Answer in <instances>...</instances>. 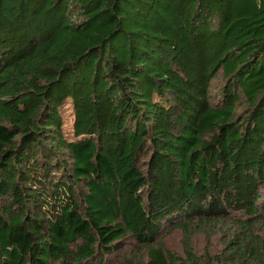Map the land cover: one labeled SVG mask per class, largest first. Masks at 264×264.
<instances>
[{"label": "trees", "instance_id": "1", "mask_svg": "<svg viewBox=\"0 0 264 264\" xmlns=\"http://www.w3.org/2000/svg\"><path fill=\"white\" fill-rule=\"evenodd\" d=\"M262 189L264 0H0V264H264Z\"/></svg>", "mask_w": 264, "mask_h": 264}, {"label": "rangeland", "instance_id": "2", "mask_svg": "<svg viewBox=\"0 0 264 264\" xmlns=\"http://www.w3.org/2000/svg\"><path fill=\"white\" fill-rule=\"evenodd\" d=\"M67 124L71 127L73 123V116L71 110L67 111ZM261 194L264 196V189H262ZM264 217V214H263ZM168 227L159 239V244H162L166 249L174 252L177 255L182 256L184 254L185 244L189 243L192 248H194L198 253L205 250L213 251L215 249H220L222 246L221 236L218 232H213L212 229L206 227L205 229H200L196 233H192L186 237V235L177 229L170 230ZM264 234V232H263ZM130 250H138L137 244L132 241L129 244ZM124 257H128L129 252H127ZM122 256V255H121ZM120 256V257H121ZM109 264H115L118 257L110 258ZM92 264H99L97 260L93 261Z\"/></svg>", "mask_w": 264, "mask_h": 264}]
</instances>
